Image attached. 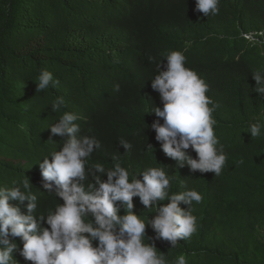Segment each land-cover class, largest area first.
I'll return each instance as SVG.
<instances>
[{
	"label": "trees",
	"instance_id": "trees-1",
	"mask_svg": "<svg viewBox=\"0 0 264 264\" xmlns=\"http://www.w3.org/2000/svg\"><path fill=\"white\" fill-rule=\"evenodd\" d=\"M218 7L217 15L206 16L196 0H0V186L28 179L37 214L63 203L43 188L40 161L62 149V137L48 127L69 111L78 115L82 135L101 142L89 163L110 168L118 154L137 175L148 166L164 168L174 177L171 193L202 195L192 204L197 230L189 239L175 248L155 241L168 264L180 255L187 264H264V96L253 90L252 75L264 70V42L243 36L264 31V0H220ZM174 50L209 85L214 131L227 157L219 176L176 166L151 128L158 117L149 111L163 101L152 88L157 69L149 57L166 64L164 56ZM44 69L60 84L37 92ZM60 97L64 105L53 112ZM254 122L260 135L253 138L248 130ZM121 139L132 144L129 151ZM133 202L138 215L155 216L139 197ZM146 235L155 236L150 225ZM13 257L16 264H32L19 249Z\"/></svg>",
	"mask_w": 264,
	"mask_h": 264
},
{
	"label": "clouds",
	"instance_id": "clouds-1",
	"mask_svg": "<svg viewBox=\"0 0 264 264\" xmlns=\"http://www.w3.org/2000/svg\"><path fill=\"white\" fill-rule=\"evenodd\" d=\"M219 2L196 0V10L215 16ZM258 37L264 38V31ZM164 57L166 64L163 59L149 57L157 69L151 79L152 88L163 101L162 108L149 111L158 117L151 124L155 138L176 166L187 164L192 172L211 171L219 176L227 157L214 131L212 113L216 105L206 94L209 85L197 71L186 66L182 51L174 50ZM252 75L256 82L253 90L264 96V70H253ZM35 81L37 92L60 84L47 69ZM114 91H119V84ZM63 105V98H57L51 104L53 112ZM159 118H163V123ZM78 119L77 114L66 111L48 127L52 135L62 137L63 146L40 161L43 188L63 203L56 204L47 214H37L38 197L31 191L28 179L13 181L10 188L0 186V264H16L13 252L18 249L32 264H168L165 255L157 252L155 241H167L175 248L181 239H189L197 230L192 204L200 203L202 195L194 189L171 193L170 181L174 177L164 168L148 166L137 175L122 166L118 154L111 156L114 163L110 168L89 163L93 152L102 145L95 137L81 134ZM248 131L253 138L258 137L259 122L251 123ZM119 144L125 152L132 148L127 140L121 139ZM189 148L197 154L195 158L187 151ZM134 197H139L145 209L155 216L138 215ZM162 201L168 202L161 204ZM182 202L187 207H181ZM148 225L154 230V237L146 235ZM17 237L23 243L22 249ZM94 241L98 242L95 246ZM175 264H187L185 256H178Z\"/></svg>",
	"mask_w": 264,
	"mask_h": 264
},
{
	"label": "built area",
	"instance_id": "built-area-1",
	"mask_svg": "<svg viewBox=\"0 0 264 264\" xmlns=\"http://www.w3.org/2000/svg\"><path fill=\"white\" fill-rule=\"evenodd\" d=\"M260 31L261 30L251 31L248 33H244L243 35L249 43H252V44L261 43V42H264V38L258 37V33Z\"/></svg>",
	"mask_w": 264,
	"mask_h": 264
}]
</instances>
